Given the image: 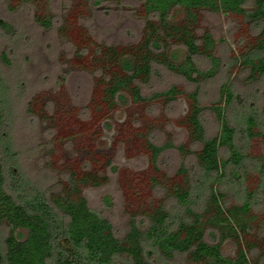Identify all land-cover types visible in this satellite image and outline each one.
<instances>
[{"label": "rangeland", "instance_id": "obj_1", "mask_svg": "<svg viewBox=\"0 0 264 264\" xmlns=\"http://www.w3.org/2000/svg\"><path fill=\"white\" fill-rule=\"evenodd\" d=\"M248 8H252L250 1ZM179 17L177 14L175 19ZM41 20H47L49 27L40 25ZM0 22L6 23L0 24V135H6L16 151L17 170L48 197L68 189L69 175H92L102 184L79 186L81 195L121 237L128 215L148 212L149 205L167 201L172 184L181 181L175 176L181 164L196 170L192 155L178 150L181 145L190 146L186 125L189 105L184 96L167 105L161 100L134 104L127 93H121L114 107L104 100L106 76L115 71V63L109 69L104 62L107 47L127 59L142 40L139 1L0 0ZM199 25L200 33L208 31L214 38L218 73L193 84L155 65L150 81L140 85L141 93L149 96L170 86L185 92L197 90L200 105L207 107L219 101L220 86L230 83L243 106L229 107L226 117L240 138V114L250 103L264 126V77L253 79L240 60L233 62L256 45L259 29L251 30L234 14H204ZM166 55L178 65L185 49L173 46ZM195 63L200 70L210 71L205 58L196 57ZM202 123L206 138L218 133L220 126L211 110H203ZM150 130L156 145L172 143L161 153L158 171L144 146L143 135ZM262 153L260 139H252L248 156L259 158ZM153 179L164 182L159 192L152 187ZM257 183L258 176L250 171L248 189L255 190ZM226 191L229 205H238V199ZM250 214L254 217L250 240L260 241L264 237V185ZM258 244L264 252L262 242ZM221 250L228 257L236 254L230 240L221 243ZM175 262L192 264L181 256Z\"/></svg>", "mask_w": 264, "mask_h": 264}, {"label": "trees", "instance_id": "obj_2", "mask_svg": "<svg viewBox=\"0 0 264 264\" xmlns=\"http://www.w3.org/2000/svg\"><path fill=\"white\" fill-rule=\"evenodd\" d=\"M138 1L144 21L142 40L127 54L128 60L107 47L104 62L109 69L115 63V71L106 76L104 100L114 107L121 93H127L134 104L161 100L167 105L184 96L189 105L186 125L190 146L181 145L178 150L182 155H192L196 170L181 164L175 171L181 181L172 184L167 201L149 205L148 212L128 215L127 229L118 237L110 222L89 207L79 189L87 184L100 186L101 181L90 174L81 178L71 174L66 178L68 189L48 197L21 176L16 151L6 135H0V264H175L180 256L192 264L264 261L258 244L261 241L264 245V237L260 241L250 240L254 218L250 212L257 206L259 190L264 185V126L254 104L250 103L240 114L243 129L241 137L236 138L226 110L233 105L242 107L243 102L230 83L220 86L219 101L207 107L200 105L197 90L185 92L170 86L144 96L140 89L141 84L150 81L155 65L193 84L218 73L220 61L215 56L214 38L208 31L200 33L204 14L239 15L251 30L259 29L256 45L233 62L240 60L253 79L263 78L264 0ZM177 14L180 17L176 20ZM39 24L49 27L47 20ZM173 46L185 49L184 59L178 65L166 55ZM196 57L209 62V72L196 66ZM205 109L214 113L220 126L211 138L205 137L202 123ZM147 110H152L151 106ZM150 135L151 130L143 135L144 146L152 167L158 171L159 157L172 143L158 146ZM254 138L260 139L263 153L259 158L247 154ZM250 171L258 176L255 190L246 185ZM163 183L153 179L154 191L163 189ZM226 190L238 199V205H229ZM225 240L236 246L233 258L222 253L221 243Z\"/></svg>", "mask_w": 264, "mask_h": 264}]
</instances>
